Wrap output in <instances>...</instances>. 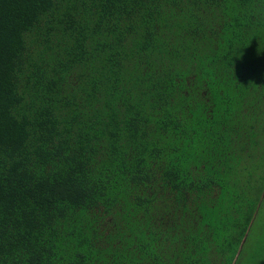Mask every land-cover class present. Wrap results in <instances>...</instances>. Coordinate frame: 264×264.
I'll use <instances>...</instances> for the list:
<instances>
[{"label":"trees","instance_id":"obj_1","mask_svg":"<svg viewBox=\"0 0 264 264\" xmlns=\"http://www.w3.org/2000/svg\"><path fill=\"white\" fill-rule=\"evenodd\" d=\"M263 208L264 0H0V264H237Z\"/></svg>","mask_w":264,"mask_h":264},{"label":"rangeland","instance_id":"obj_2","mask_svg":"<svg viewBox=\"0 0 264 264\" xmlns=\"http://www.w3.org/2000/svg\"><path fill=\"white\" fill-rule=\"evenodd\" d=\"M259 150V149H258ZM255 161V160H254ZM206 170V169H205ZM263 204V203H262ZM264 221V208L262 209V211H261V213H260V218L258 219V220H256V221H253L252 222V226L255 228V230H254V232H256V230H257V232L256 233H259L260 232V230H261V227L259 226L258 227V222H263ZM259 239H258V237L255 239V241H258ZM251 241V239H249V242ZM255 241H253L252 242V244H255ZM260 242H261V238H260ZM250 254L249 253H246L245 252V257H243L237 264H246V262H248L249 263V260H250V263L251 264H263V262H264V255L263 256H259V257H257V256H254V258H250L249 260H248V258H247V256H249ZM253 259H254V261L255 260H257L258 261V263H256V262H253Z\"/></svg>","mask_w":264,"mask_h":264}]
</instances>
